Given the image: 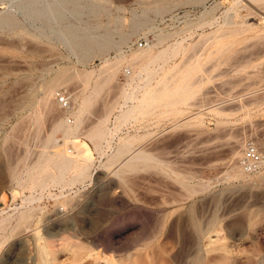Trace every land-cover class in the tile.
Returning <instances> with one entry per match:
<instances>
[{
	"label": "rangeland",
	"instance_id": "obj_1",
	"mask_svg": "<svg viewBox=\"0 0 264 264\" xmlns=\"http://www.w3.org/2000/svg\"><path fill=\"white\" fill-rule=\"evenodd\" d=\"M9 16L13 25L4 24ZM218 27L246 30L219 54L214 50L229 39L211 37ZM164 36L165 45L190 47L174 62L201 55L210 78L183 113L152 116L131 134L199 190L187 196L175 177L154 167L127 170L120 182V162L106 164L107 143L83 135L78 159L91 155L89 175L34 195L32 224L0 231V264L37 263L35 227L49 241L51 264H264V170L235 176L246 141L264 151V2L257 0H0V218L32 194L11 173L21 176L38 161L43 138L66 109L40 104L46 80L63 73L52 99L63 91L70 104L81 89L89 97L100 85L83 119L82 130L90 129L129 88L130 63L117 65L116 57L157 50ZM82 41L93 50L81 51ZM198 113L200 124H186ZM54 136L63 142L62 132Z\"/></svg>",
	"mask_w": 264,
	"mask_h": 264
},
{
	"label": "bare ground",
	"instance_id": "obj_2",
	"mask_svg": "<svg viewBox=\"0 0 264 264\" xmlns=\"http://www.w3.org/2000/svg\"><path fill=\"white\" fill-rule=\"evenodd\" d=\"M257 1L264 2V0ZM14 21L15 18L9 16L4 19V24L13 25ZM237 22L239 21H234L233 18L226 20V23L229 24ZM245 30L246 27H231L227 29L218 27L215 32L212 33L211 37L213 39L228 38L229 41L219 44L214 51L221 54L231 49L234 43L240 39L241 33ZM165 39V36L160 38L161 48L157 50H154V48H148L147 50L145 48L140 49L134 54L132 59H128L124 55L116 57L114 63L117 65L124 61L130 63V73L128 74L129 88L122 90L118 101L111 106L108 105L109 108L103 115V118L94 127L82 130L83 119L85 113L89 110L93 95H97L101 92L98 82L97 86L96 84L94 85L96 86L95 89H93L92 92L89 91V94H91L89 97L82 96L84 89H81L75 93L74 96H71L72 104H70V107L63 110V113L59 114L52 131L43 138V150L39 154L38 161L34 164L25 165V171L21 176H18L15 171H12L11 174L17 184L29 188L32 194L24 198L21 205L15 206L10 212H6V215L0 218V231L7 227H10V230H19L21 226L30 225L31 219L35 215L33 201L38 199L35 198L34 195H37L39 191L43 193V190L49 188L50 185H58L63 188L76 181H84L89 175V168L92 163L89 161L91 156L89 153H86L83 162L78 159L79 152L84 150V145L80 140V137L83 135L91 139L101 138L107 143V148L109 151H112V155H108L109 157L106 164L110 166L117 161L120 162V166L116 170L120 182H124L125 179H128L125 177V171L127 170L154 167L165 176L175 177L186 190L187 196H192L199 190L196 185L184 181L188 178L186 175L175 173L173 169L174 166L163 159L161 155L149 152V150L140 147L139 143L144 137L131 134V130L135 124L138 122L141 123L152 116L162 118L183 113L185 107L189 104L188 100L195 97L197 89L210 78L206 77L208 73H206L207 70L204 68L201 55H198V57L196 56L197 58L192 61L189 60L181 63L178 61L174 62L177 57L187 53L190 47L186 46L182 41L177 42V44L165 45ZM109 44H111V42L107 41L98 43V46L102 47ZM192 47L193 46H191V48ZM80 48L81 51L84 52H91L93 50L92 43L89 41H82L80 43ZM211 54L212 52L209 56H211ZM228 58L231 59L232 56ZM216 60L218 61V59ZM173 62L174 65L172 64ZM114 63L110 62L109 65H113V67H109L116 68L117 65L114 66ZM110 68H108L110 74L115 72ZM104 71L105 70H103V72ZM170 71H172V75L167 76ZM91 73L92 72H88L87 75L90 76ZM112 76L113 75L108 74L107 78ZM64 80L65 77L63 73H59L55 77L53 75L49 77L43 87V95L40 99V104L47 108H51L54 106L55 102H59L58 99L54 101L52 95H54L57 86ZM117 109L118 112H116ZM34 114L35 121L39 123L41 112H35ZM201 122L202 116L198 113L194 117L189 118L186 124L198 125ZM56 131H60L64 134L63 142L56 140L54 136ZM135 131L137 132V130ZM117 140L118 143L116 142ZM100 147V144L97 145L98 149ZM104 154L106 155L107 153L104 152ZM234 154H239V152L234 151ZM261 155L262 159L257 169L246 172L241 165H239L238 171H236V173L234 172L235 176L239 178H250L254 171L258 170L262 172L264 170V151ZM51 166L55 168V172L49 169ZM166 203L168 202L164 200L163 204ZM196 228L203 236L208 233L204 231L200 225H197ZM34 229L39 254L36 264H51L50 261L54 259V256L50 250L49 241H47L48 239L46 238L43 239L44 237L37 227ZM41 239H43V242H41ZM217 242L219 243V239L216 242L211 241L209 245L212 246V244ZM72 246L74 245L72 244ZM76 246H78V248L80 246L81 248L79 244ZM199 246L200 249L203 248L201 244H199ZM77 254L78 252L76 255ZM108 264L114 263L109 261Z\"/></svg>",
	"mask_w": 264,
	"mask_h": 264
},
{
	"label": "built area",
	"instance_id": "obj_3",
	"mask_svg": "<svg viewBox=\"0 0 264 264\" xmlns=\"http://www.w3.org/2000/svg\"><path fill=\"white\" fill-rule=\"evenodd\" d=\"M56 98L62 107L68 108L70 104L69 96L63 91L56 92ZM262 159L261 151L257 145L251 141H246L243 154L239 160V164L245 171H253L260 165Z\"/></svg>",
	"mask_w": 264,
	"mask_h": 264
}]
</instances>
